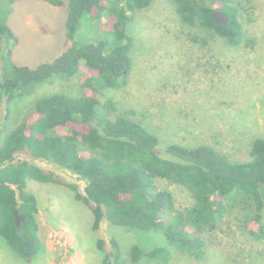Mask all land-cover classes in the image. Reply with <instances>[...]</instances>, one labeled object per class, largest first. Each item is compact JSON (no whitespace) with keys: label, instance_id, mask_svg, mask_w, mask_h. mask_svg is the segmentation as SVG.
Instances as JSON below:
<instances>
[{"label":"trees","instance_id":"trees-1","mask_svg":"<svg viewBox=\"0 0 264 264\" xmlns=\"http://www.w3.org/2000/svg\"><path fill=\"white\" fill-rule=\"evenodd\" d=\"M45 1L65 7V38L70 42L49 62L36 68L16 64L12 49L17 37L6 22L0 23V110L4 101L29 94L53 77L71 82L37 98L18 125L4 133L0 144V237L6 244L27 263L45 250L39 202L26 190L28 181L69 189L90 210L92 231L105 219L110 226L126 231L156 232L168 246L197 260L207 256L203 234L215 231L239 204L247 209L243 213L247 234L264 240L263 137L253 138L251 158L245 161H234L207 144L187 147L171 143L160 150L154 133L124 115L111 118L112 102L100 101L103 91L119 90L128 83L134 40L126 28L134 13L147 8L152 0ZM172 2L182 24L207 29L232 46L246 40L244 24L251 22L253 12L250 0ZM215 10H221L228 22L214 20ZM84 17L91 20L83 23ZM78 32L82 35L77 41ZM21 157L47 160L67 169L85 181L84 191L77 183ZM157 179L185 188L192 204L178 209L172 192L158 189ZM15 210L25 216L19 228ZM104 244L103 239L96 242L102 252L106 251ZM110 244L101 264H124L119 241L111 239ZM128 255L132 263L144 257L166 263L171 256L166 246L146 248L139 243L130 246ZM252 264H264V253L258 252Z\"/></svg>","mask_w":264,"mask_h":264},{"label":"rangeland","instance_id":"rangeland-1","mask_svg":"<svg viewBox=\"0 0 264 264\" xmlns=\"http://www.w3.org/2000/svg\"><path fill=\"white\" fill-rule=\"evenodd\" d=\"M250 1L253 12L251 22L244 24L246 40L236 46L207 29L182 24L172 0H152L147 8L136 11L126 28L134 40L128 83L119 90H105L99 97L103 103L112 102L110 117L124 115L141 123L158 137L160 150L171 143L207 144L234 161L249 160L253 138H264V0ZM65 15L64 6L45 0H0V23L6 22L17 37L14 62L36 68L68 48ZM86 19L91 20L84 17L82 22ZM82 34L78 32L77 41ZM69 83L53 77L29 94L4 101L0 144L5 131L18 125L37 98ZM21 158L77 183L84 191L85 181L67 169L47 160ZM156 186L172 192L178 209L193 202L180 185L157 179ZM26 190L39 202L45 250L27 263L0 237V264H101L104 253L111 250V239L119 241L124 264H252L258 252L264 253V240L246 232L243 213L247 209L241 204L215 231L203 234L207 256L197 260L168 246L156 232L126 231L105 219L92 231L90 210L63 186L28 181ZM98 239L104 240L105 252L97 248ZM134 243L146 248L166 246L170 260L163 263L144 257L132 263L128 251Z\"/></svg>","mask_w":264,"mask_h":264},{"label":"water","instance_id":"water-1","mask_svg":"<svg viewBox=\"0 0 264 264\" xmlns=\"http://www.w3.org/2000/svg\"><path fill=\"white\" fill-rule=\"evenodd\" d=\"M212 17L214 20H216L219 23H227L228 22V17L221 11V10H215L212 12ZM14 216H15V223L16 226L19 228L21 223L24 221L25 216H22L19 214L17 210L14 211Z\"/></svg>","mask_w":264,"mask_h":264}]
</instances>
